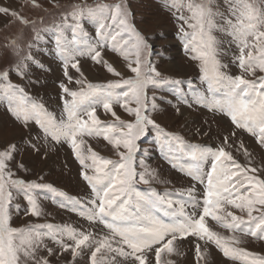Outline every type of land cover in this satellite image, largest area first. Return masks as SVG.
<instances>
[{
    "label": "snow or ice",
    "instance_id": "snow-or-ice-1",
    "mask_svg": "<svg viewBox=\"0 0 264 264\" xmlns=\"http://www.w3.org/2000/svg\"><path fill=\"white\" fill-rule=\"evenodd\" d=\"M31 4L40 7L36 0ZM260 5L264 0H223L222 6L217 0H164L179 24L186 53L198 62V79L206 85L205 96L194 81L186 82L194 95L193 103L227 118L233 128L216 148L186 143L152 118L157 104L154 96L149 100V90L170 84L183 92L185 82L162 78L150 59L152 46L123 3L95 8L77 5L55 27L65 78L58 83L62 93L58 114L33 98L25 87L12 83L11 70L0 71V100L7 102L11 115L29 132L33 126L38 129L35 140L29 137L32 150L46 155L49 146H67L89 188L86 198H78L42 182V175L25 180L17 175L30 171L17 160L19 146L0 148V264H52L51 257L64 253L71 255V264L85 254L89 264H162V253L172 254L174 242L180 240L193 245V264H199L202 247L207 245H214L231 264H264V254L246 246L249 240L264 243V168L254 165L243 140L234 151L244 156V163L228 150L233 148L231 138L237 130L264 149V7ZM11 11L0 6V14ZM85 17L96 25L94 42L83 28ZM215 32L230 37L229 45H235L232 64L239 74H229V65L218 58L220 41ZM35 39H42L39 32ZM105 50L122 59L130 75L124 76L106 59ZM85 56L115 79L90 82L80 67L79 58ZM28 62L36 63L30 52L16 65L21 78ZM70 69L79 78L74 79ZM73 84L75 89L70 87ZM181 100L187 103L183 97ZM117 106L134 119L123 120ZM100 112L109 115L111 122L102 120ZM149 129L155 130L157 141L170 156L190 161L180 171L203 186L199 197L195 185L186 193H177L187 197L180 200L150 186L160 181L143 158L138 162L136 158L141 151L138 141ZM85 138H102L118 159L101 156L91 145L85 148ZM140 184L149 187L141 191ZM40 192L61 198L60 206L83 219L85 225L79 229L48 222L11 226L13 212L21 211L20 197L25 201L24 215L36 219L45 215ZM209 221L229 235L212 230ZM46 239L55 247H48ZM42 251L46 255L41 256ZM167 264L173 262L168 260Z\"/></svg>",
    "mask_w": 264,
    "mask_h": 264
},
{
    "label": "rangeland",
    "instance_id": "rangeland-1",
    "mask_svg": "<svg viewBox=\"0 0 264 264\" xmlns=\"http://www.w3.org/2000/svg\"><path fill=\"white\" fill-rule=\"evenodd\" d=\"M32 0H0V6H6L11 12L0 14V71L11 70V82L25 87L27 93L55 113H59L61 107L58 83L65 80L62 70V62L57 53L55 44V27L60 24L61 17L70 14L74 7L95 8L98 4L116 5L123 3L134 14L133 22L139 31L148 39L151 47L150 59L161 73L162 78L179 79L185 82L183 92H177L176 87L170 84L161 86L159 89L149 90V100L155 97L157 109L151 115L152 118L167 132L178 134L189 144H198L216 148L221 145L225 136L233 131L227 118L222 115L208 111L202 106L193 103L194 95L186 87L188 80L194 81L197 88L201 89L202 95H208L199 81L198 62L190 58L186 53L180 34L179 24L171 12L164 6V0H36L40 7H33ZM199 2V0H196ZM223 5V0H217ZM264 7V5H260ZM187 14V13H185ZM82 25L89 34L90 39H96V25L87 17L83 18ZM52 30V31H49ZM39 32L42 39L36 41V33ZM70 37V33H66ZM214 35L220 41L219 59L221 63L228 64L226 71L231 75L239 74V69L232 64L233 53L237 52L234 44L229 45L230 37L215 32ZM29 45L31 48L29 49ZM35 58L36 63L28 62L24 69L25 75L21 78L15 71L16 65L28 54ZM105 58L114 64L124 76L130 75L122 59L114 55L111 51L105 50ZM80 67L85 76L93 83H106L115 79L102 68L94 65L88 57H80ZM171 65V66H170ZM73 78H79L78 74L70 69ZM76 88V85H70ZM181 97L187 100L182 102ZM191 105V106H190ZM179 109V111H177ZM118 115L125 121H132L134 118L127 115L118 106L115 109ZM101 119L111 122L109 115L100 112ZM38 129L33 126L31 132L23 127L11 115L8 104L0 100V148L6 145L17 144L19 154L17 160L22 161L30 170L27 173L20 171L17 175L25 180H35L43 176L44 183H51L57 189L66 192L69 196L86 198L89 195V188L79 175V165L71 154L67 146H49L46 155L38 153L29 146V137L36 139ZM87 145L101 156L111 159H118L115 150L102 138H85ZM243 140L248 150L252 153L253 163L258 168H264V149H261L254 138L247 133L237 130L236 136L231 138L234 155L244 163V156L234 151L239 141ZM43 143V141H40ZM138 144L141 151L136 154L137 162L143 158L149 169L154 172L158 181L151 182L150 186L157 192L165 191L172 193L173 198L187 199L180 197L177 193H186L194 185L197 188V197L202 193L203 186L191 180L180 171L181 167H187L190 161L186 159H176L167 153L157 141L155 130L149 129L148 133L142 137ZM147 150V155H144ZM44 151V150H42ZM173 163L176 167H173ZM138 170H140L138 168ZM141 191L148 189L149 185L140 184L137 186ZM39 203L45 215L39 219L23 214L25 201L18 198L21 204L20 212H13L11 216V226L24 228L30 224L53 223L54 225L69 224L77 229L85 225V221L73 214L71 211L60 206L61 198H54L45 192L39 193ZM191 211V208L188 209ZM240 214V213H237ZM212 230L223 235H229L227 230L218 226L215 222L209 221ZM97 231L99 229L97 228ZM249 239V238H244ZM48 247H55L50 240H45ZM250 250L264 254V243L251 241L246 245ZM172 254L162 253V264H167L171 260L173 264H193V245L187 240L174 242ZM46 255L45 252L40 253ZM52 264H71L72 257L69 253H64L59 258L51 257ZM76 264H89V256L85 254L76 259ZM199 264H231L226 262L222 254L214 245L202 247V258Z\"/></svg>",
    "mask_w": 264,
    "mask_h": 264
},
{
    "label": "bare ground",
    "instance_id": "bare-ground-1",
    "mask_svg": "<svg viewBox=\"0 0 264 264\" xmlns=\"http://www.w3.org/2000/svg\"><path fill=\"white\" fill-rule=\"evenodd\" d=\"M171 66V65H170Z\"/></svg>",
    "mask_w": 264,
    "mask_h": 264
}]
</instances>
